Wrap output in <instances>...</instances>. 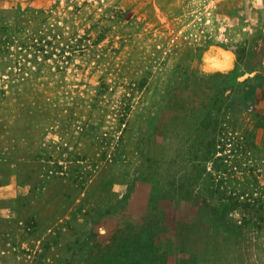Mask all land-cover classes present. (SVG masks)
<instances>
[{
	"label": "rangeland",
	"instance_id": "374dc122",
	"mask_svg": "<svg viewBox=\"0 0 264 264\" xmlns=\"http://www.w3.org/2000/svg\"><path fill=\"white\" fill-rule=\"evenodd\" d=\"M260 0H0V264H264Z\"/></svg>",
	"mask_w": 264,
	"mask_h": 264
},
{
	"label": "crops",
	"instance_id": "0c3cea01",
	"mask_svg": "<svg viewBox=\"0 0 264 264\" xmlns=\"http://www.w3.org/2000/svg\"><path fill=\"white\" fill-rule=\"evenodd\" d=\"M262 4V7H260L261 15L263 16L261 23L263 24L262 27L264 28V0L259 1Z\"/></svg>",
	"mask_w": 264,
	"mask_h": 264
}]
</instances>
